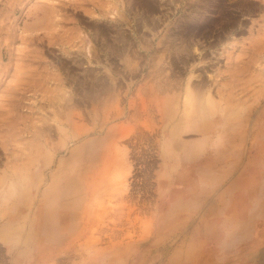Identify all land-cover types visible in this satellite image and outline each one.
<instances>
[{
	"label": "rangeland",
	"instance_id": "374dc122",
	"mask_svg": "<svg viewBox=\"0 0 264 264\" xmlns=\"http://www.w3.org/2000/svg\"><path fill=\"white\" fill-rule=\"evenodd\" d=\"M94 1L0 0V264H264V0H217L216 10L209 0L208 12L198 0H144L159 4L152 14L136 0ZM43 8L54 22L37 24ZM225 9L231 25L216 17ZM191 11L216 24L176 38ZM98 27L124 30L137 52L110 55ZM169 31L176 46L198 47L181 53V74L160 43ZM161 58L183 84L154 98ZM109 70L119 87H100ZM193 70L213 105L187 87ZM120 126L129 189L87 197L106 132Z\"/></svg>",
	"mask_w": 264,
	"mask_h": 264
},
{
	"label": "bare ground",
	"instance_id": "6f19581e",
	"mask_svg": "<svg viewBox=\"0 0 264 264\" xmlns=\"http://www.w3.org/2000/svg\"><path fill=\"white\" fill-rule=\"evenodd\" d=\"M87 1V0H85ZM161 1V0H160ZM220 1V0H219ZM93 3L88 2L87 4H94L95 6L97 5L96 3H94L95 1L92 0ZM136 6L137 7H143L142 9L146 10V12L148 13H154V11L156 10V8L159 6V4H155V2H150V1H144V0H136ZM166 2V1H165ZM199 3H201L202 5V9L204 12H208L207 9L209 10L211 8V2L209 0H198ZM221 2V1H220ZM67 3V2H65ZM213 3V2H212ZM198 4V3H197ZM215 4V9L216 10L218 8V2L217 0L214 1ZM258 4V3H257ZM66 5V4H64ZM182 5V4H181ZM264 5V4H263ZM191 7V6H190ZM122 8V7H121ZM183 8V7H182ZM214 8V7H213ZM221 8V7H219ZM240 9L241 14H244V7H241V5L238 7ZM247 8V7H246ZM230 9V8H229ZM228 10H223L222 11V15H216V17L221 18V21H226L227 24L231 25L234 23V16H232V13L229 12ZM262 9V8H261ZM253 10V8L251 9ZM258 10V9H257ZM135 11V10H134ZM233 11V10H232ZM41 13H43V18H41L39 16V19L37 21V24L39 22H42L43 20H47V21H55L54 20V16H52V14L54 13L53 10H49L47 8H43L42 11H40ZM184 12V11H183ZM213 12V11H212ZM119 13V12H118ZM123 14V13H122ZM193 11H191V15L190 17L184 18V21L181 22V26L180 29H182V32H180V30H178V28L176 27L175 30V34H176V38L177 37H181L182 39L185 37V39H190L189 36H192L191 34L195 33V32H199L201 30V27L205 26L206 24L208 25H215L216 22L211 21L208 18L202 17V16H194L193 15ZM218 14V13H217ZM54 15V14H53ZM147 15V14H146ZM154 15V14H153ZM157 16V15H156ZM204 20H207L206 22H203ZM126 21V20H125ZM220 21V22H221ZM174 22V21H173ZM97 27V26H96ZM146 27V26H145ZM213 27V26H212ZM225 27V25H224ZM109 28V27H108ZM107 27H98L97 32L100 38H101V45L104 46V48L106 50H108L110 55L113 56H121L124 55V53H136L137 50L134 49V43L132 42L131 39L126 36L124 34V30H113L112 29H108ZM123 28V27H122ZM150 28V27H149ZM96 29V28H95ZM148 29V28H147ZM228 29V28H227ZM220 30V29H219ZM110 32H116L117 35L114 37V39L110 40L107 38L108 34H110ZM130 33V32H129ZM134 33V32H133ZM172 32H168L166 39H162V41L160 42L163 46H165V48L163 49V52H174L175 55L177 56H169L167 54V58H169V61H167V63L174 69L179 68L177 71L181 74L182 72L181 70V63H187L188 61V57L186 55L183 56V54H181L182 52L186 51L188 52L189 49L191 50L193 49H197L198 47H196L194 45V43L190 40H188V44H182L181 45H177L174 43L173 40H171V34ZM234 33V32H233ZM160 34V33H159ZM232 34V33H231ZM185 35V36H184ZM261 36V35H260ZM76 39H81V41L83 40V38L78 34L76 36H73ZM154 37V36H153ZM216 38V37H215ZM75 39V40H76ZM144 39V38H143ZM142 39V40H143ZM157 39V38H156ZM261 39V38H260ZM145 43H146V39H145ZM152 43V42H151ZM180 44V43H179ZM196 44V43H195ZM85 45V44H84ZM95 46V45H94ZM141 48H146V46L141 47ZM101 50V49H100ZM91 56L89 57L91 59V57H98L97 54H93L92 51L90 52ZM159 53V51H158ZM161 53V52H160ZM153 54V53H152ZM200 55V54H199ZM131 56V55H130ZM162 56V55H161ZM261 56V55H260ZM110 57V56H109ZM153 57V56H152ZM116 58V57H115ZM126 58V57H125ZM200 58V57H199ZM118 59V58H117ZM166 59V58H165ZM194 59V58H193ZM122 60V59H121ZM162 58L160 60H158L155 64H154V70L152 72V83L154 87V91H152V96L154 98H156L157 95H160L161 93L165 92V90L169 87H179V85L183 84V80L182 78H179L180 75H178L177 77L179 78H175V79H171L170 75H167L166 71V63H162L161 62ZM167 60V59H166ZM77 61V60H76ZM134 62V61H133ZM151 63V62H150ZM119 64V63H118ZM126 64V63H125ZM190 64V63H189ZM192 64V63H191ZM148 66V65H147ZM198 66V65H197ZM133 67V66H132ZM186 67V66H185ZM190 67V66H189ZM193 67V64H192ZM123 68V67H122ZM188 68V67H186ZM133 71V68H132ZM130 72V71H129ZM191 75L187 80V87H193L194 91L196 90L198 93V96L200 97L201 100H203V102H208L209 105H213V101H212V96H211V92L209 90H205L203 87H205V83L203 82V80H200L196 83H192V79L193 77H199V75L197 76L193 71H191ZM188 73V72H187ZM117 72H114L112 70H109V75L107 78V80H98L101 81V85L100 87H119V82L118 78L116 77ZM203 74V73H202ZM147 76V75H146ZM149 76V75H148ZM58 78H53V76H49V77H44L43 76V80L44 81H51L54 80V84L57 85V87L61 86L64 87V79L62 77L57 76ZM90 77V76H89ZM151 77V76H150ZM188 77V76H187ZM186 78V77H185ZM184 78V79H185ZM200 79V78H198ZM23 80V79H22ZM21 80V81H22ZM32 80V78H30V81ZM39 80V79H38ZM42 80V79H41ZM79 80V79H78ZM77 80V81H78ZM117 80V81H116ZM85 81V80H84ZM83 82V81H82ZM87 82V81H86ZM207 82V80L205 81ZM151 83V84H152ZM93 84V83H92ZM148 85V83H146ZM185 86V85H184ZM122 87V86H121ZM225 87H232V85L228 86L226 85ZM236 87V86H233ZM143 88V87H142ZM180 88V87H179ZM209 88V87H208ZM117 89V88H116ZM152 89V88H151ZM172 89V88H170ZM187 89V88H186ZM192 88H188L187 93L188 95H192ZM179 90V89H178ZM113 92V91H112ZM154 92V93H153ZM170 92V91H169ZM115 93V92H114ZM143 93V92H142ZM139 94V93H138ZM137 94V95H138ZM154 94H157L156 96H154ZM90 95V94H89ZM116 95V94H115ZM143 96V95H142ZM225 96V95H224ZM223 96V97H224ZM128 97V95H126V98ZM145 97V96H144ZM150 97V96H149ZM183 97V96H182ZM151 98V97H150ZM149 98V100H150ZM151 101L150 100V106H151ZM54 102V101H53ZM148 101H146V99L142 98V108L144 113H148ZM202 102V101H201ZM226 102V101H225ZM52 103V102H51ZM127 103L130 105L131 101L130 99L127 98ZM157 103V100H156ZM200 103V102H199ZM55 104V103H54ZM163 104V103H162ZM168 104V103H167ZM227 104V103H226ZM233 105V104H232ZM140 106V105H139ZM207 106V105H206ZM131 107V106H130ZM159 107V106H158ZM169 107V106H168ZM225 107V106H224ZM140 108V107H139ZM128 109V105L126 104L125 110ZM163 110V109H162ZM166 110V109H164ZM204 110V109H203ZM208 111V110H207ZM139 112V111H137ZM162 112V111H161ZM166 112V111H165ZM206 112V111H205ZM105 113V112H104ZM124 113H126V111L123 110H118L113 114V118H121L122 115H124ZM134 113V112H133ZM169 113V112H168ZM68 114V113H67ZM137 116V114H135ZM134 115V116H135ZM165 115L167 116V114L165 113ZM45 117V116H44ZM67 117V115H66ZM112 117V116H111ZM129 117V116H127ZM138 117V116H137ZM68 119V118H67ZM110 119V118H109ZM106 120L105 121V125L107 124V122L109 121ZM127 119V118H126ZM121 122H123L121 120ZM143 125V124H142ZM152 125V124H151ZM53 127V126H52ZM146 127V126H145ZM54 128V127H53ZM58 128V127H56ZM127 128V127H126ZM138 128V127H137ZM106 128H101L99 130V132L104 131ZM58 130H60L58 128ZM131 131V130H130ZM174 131V130H172ZM80 134V135H79ZM83 134V132L77 134V136H81ZM120 136L116 137V136H112L111 133H107L106 132V139L108 141L106 148L104 150L103 153V161H102V167L99 168V170H97L98 172L96 173V175H94L92 178L87 177V192H86V196L87 197H93L94 195H96V193H99V187L100 185H103L106 189L109 188V186H113L114 188H116L118 191L122 193H125L126 191H128L129 186H130V180L129 177L132 174V169H133V161L131 160L130 156H129V152L128 149L129 147L126 145L125 141L123 140L125 137H127L129 135L128 131H125L121 126H120ZM174 136V135H173ZM169 140V139H168ZM27 168V167H26ZM117 170V171H116ZM18 171V170H17ZM20 171V170H19ZM30 174V173H29ZM28 175V174H27ZM48 175V174H47ZM50 176V175H49ZM52 176V175H51ZM92 176V175H91ZM3 177V176H2ZM26 177V176H25ZM53 177V176H52ZM97 178H99L100 180H98L99 182L97 183L96 180ZM16 179V178H15ZM93 179V181H92ZM95 179V180H94ZM10 180V179H9ZM46 180V179H45ZM55 180V179H54ZM57 180V179H56ZM28 181V180H27ZM35 181V180H34ZM40 182V181H38ZM58 182V181H56ZM9 183V182H8ZM26 183V182H25ZM41 183V182H40ZM42 184V183H41ZM56 184L55 181L53 183V185ZM82 184V183H81ZM85 184V183H84ZM40 185V184H39ZM9 186V184H8ZM183 186V185H182ZM13 188H15L13 186ZM58 188V187H57ZM61 188V186H60ZM83 188V186H82ZM49 189V188H48ZM14 190V189H13ZM2 192V191H1ZM10 192V191H9ZM5 193V192H4ZM117 194V193H115ZM99 195V194H98ZM42 196V195H41ZM44 196V195H43ZM42 196V197H43ZM48 196V195H47ZM45 197V196H44ZM65 198V197H64ZM63 199V198H62ZM61 199V200H62ZM64 201V200H63ZM75 201V200H74ZM78 201V200H77ZM60 202V200H59ZM84 206V205H83ZM7 208V207H6ZM41 209V208H39ZM43 209V208H42ZM16 210V209H15ZM14 211V210H13ZM52 211H47L45 213V222L48 221L50 214H52ZM38 214V213H37ZM26 215V213H25ZM55 215V213H54ZM63 215V214H62ZM11 216V215H10ZM21 216V214H20ZM23 216V215H22ZM25 217V216H23ZM32 217V216H31ZM55 217V216H54ZM89 218V217H88ZM25 219V218H24ZM10 220V219H9ZM47 220V221H46ZM61 220H64V216L61 217ZM17 222V221H16ZM63 221L59 222L60 225H62ZM19 224V223H18ZM67 224V223H66ZM69 224V223H68ZM86 224V223H85ZM22 226V225H21ZM20 226V227H21ZM35 226V225H34ZM40 226V225H39ZM51 227V225H50ZM21 229V228H20ZM84 229V228H83ZM43 230V229H42ZM49 230V229H48ZM61 230V229H60ZM88 230V229H87ZM38 231V229H37ZM52 233V232H51ZM86 234V233H85ZM32 235V234H31ZM34 237V236H32ZM51 239V238H50ZM16 240V239H15ZM21 241V240H20ZM46 241V240H45ZM16 242V241H15ZM19 243V242H18ZM18 245V244H17ZM38 250V249H37ZM46 257V256H45ZM19 259V257H18Z\"/></svg>",
	"mask_w": 264,
	"mask_h": 264
}]
</instances>
